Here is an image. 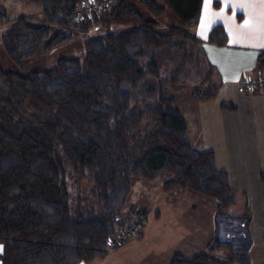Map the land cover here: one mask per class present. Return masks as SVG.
<instances>
[{"label": "trees", "instance_id": "obj_1", "mask_svg": "<svg viewBox=\"0 0 264 264\" xmlns=\"http://www.w3.org/2000/svg\"><path fill=\"white\" fill-rule=\"evenodd\" d=\"M25 1L42 8L44 22L35 26L20 18L2 36L17 64L39 50L49 53L68 44L73 28L87 30L89 19L107 29L84 38L82 60L62 59L50 70L28 75L0 68L1 263L81 264L107 257L119 229L140 220L142 231L145 211L132 207L122 213L132 179L169 174L164 190L182 188L219 201L208 253L191 259L176 254L171 264H250L240 235L251 216L227 211L237 191L227 172L218 169L215 153L192 145L173 92L196 77L200 81L190 87L191 97L201 102L214 98L220 86L191 32L203 0H163L164 6L138 0L141 9L130 0H111L102 13L78 21L77 11L90 0ZM166 10L178 24L162 31L155 18ZM8 21L0 7V24ZM53 25L60 27L54 36ZM112 25L129 28L116 35ZM209 40L224 44L226 29L214 26ZM222 108L235 105L222 103ZM83 181L90 186L87 194H75L73 186ZM222 250L229 253L225 260L215 256Z\"/></svg>", "mask_w": 264, "mask_h": 264}, {"label": "crops", "instance_id": "obj_2", "mask_svg": "<svg viewBox=\"0 0 264 264\" xmlns=\"http://www.w3.org/2000/svg\"><path fill=\"white\" fill-rule=\"evenodd\" d=\"M119 1L121 0H115ZM130 1L139 9L142 8L138 0ZM156 1L160 6H164L163 0ZM155 19L162 31L178 24L177 18L170 10ZM89 20L91 22L88 21V29L81 30L86 32L87 36L95 35L89 34L90 32L97 33V30L107 29L101 21L97 22L94 18ZM245 21L248 23L245 24ZM216 25H222L227 31L228 40L224 44L209 40V33ZM128 28V25L109 27L112 32H124ZM191 32L200 40L208 61L215 67L220 86L214 98L201 102L191 97L190 87L200 81L196 77L195 81L180 82L174 86L173 92L188 121L192 145L201 152L215 153L218 169L227 172L231 188L239 193L238 202L241 203L242 212H233L235 215H242L248 211L251 216L248 230L240 235V239L248 245L250 264H264V94L243 90L240 85L244 76L264 75V0H210L207 4L206 0H203L199 23L191 28ZM222 103H231L235 108L223 109ZM178 190L173 193L174 198L167 199L168 203L173 204L170 211L178 214L176 205L179 200H184L187 202L184 210L195 212L196 197L191 195L190 190ZM146 191L149 193L148 189ZM132 207L146 212L138 208L136 202L130 205L127 211ZM160 213L158 211L157 216H160ZM193 216L196 219L189 217L185 222L186 228L178 229L180 224L162 235L165 247H154L144 252L139 250L136 256L138 261L134 264H171L176 254H182L188 259L202 254V219L200 216ZM176 223L179 224V220ZM207 225L212 228L216 224L208 222ZM175 235L180 236L172 240ZM144 236L143 224L138 238ZM208 244L209 242H206V251ZM139 247L142 246H126L115 253V258L131 257ZM111 251L105 258L81 264H106ZM117 254L124 255L118 257Z\"/></svg>", "mask_w": 264, "mask_h": 264}, {"label": "rangeland", "instance_id": "obj_3", "mask_svg": "<svg viewBox=\"0 0 264 264\" xmlns=\"http://www.w3.org/2000/svg\"><path fill=\"white\" fill-rule=\"evenodd\" d=\"M0 7H3L8 13L9 21L4 24H0V68L9 72H17L22 75H28L34 71L40 70H50L62 59H74V60H82L85 57V43L84 38L88 34L86 32H81L78 28H73V39L66 45L59 46L49 53H44L43 50H39L33 58L25 60L21 64H17L14 62L7 54L3 44H2V36L8 32H10L16 22L20 18H27L29 24L38 26L44 22V14L42 8L39 5L33 4L31 2L25 0H0ZM145 15L146 13L143 12ZM60 27L58 25L52 26V36H54ZM98 34L102 31V29L97 30ZM116 32V31H115ZM120 32V31H117ZM96 32H90L89 34H97ZM124 32L116 33V35H122ZM84 37V38H83ZM170 175H162L155 180H145V179H132V190L125 204V208L123 210V214L127 211L128 207L136 202L138 208H142L146 210V218L144 224V233L145 236L143 238H134L129 240L122 246L111 248V256L106 262V264H134L138 261L137 255L139 254V250L144 252L147 249H152L154 247H165L166 244L162 240V236L164 233L168 232L172 227L179 226L178 229H183L185 227V222L188 221V218L194 219L193 215L196 217L200 216L202 219V252L208 253L205 249L206 242H210L214 239L216 234V209L219 205V201L211 198L209 196L199 194L191 191V195L196 197L195 203L197 209L195 212L192 210L185 211L184 208L187 204L184 200H179L176 207H178L179 213L175 215L174 212L170 211V206L173 204L168 203V197L174 198L173 193L179 191V188H175L174 190L166 191L163 189V182L169 178ZM89 184L87 182L78 183L75 187L73 186L75 194H87L89 190ZM149 190V193L146 191ZM85 194V195H86ZM170 194V196H169ZM239 193L236 194L235 203L227 209L228 212L234 213L235 211L242 212L241 203L238 202ZM175 203V202H172ZM236 209V210H235ZM238 209V210H237ZM234 210V212H233ZM160 211V216H157V212ZM235 214V213H234ZM196 219V218H195ZM179 220V224L176 221ZM185 220V221H184ZM208 222H213L215 226L212 228L208 227ZM224 223V222H223ZM222 223V224H223ZM223 229L225 224L222 225ZM221 226V227H222ZM186 228V227H185ZM163 229V230H162ZM224 231V230H223ZM225 236V233L222 232ZM180 236V235H179ZM178 236V237H179ZM177 237L172 236V240H175ZM177 237V238H178ZM199 238V239H200ZM131 244L141 245L139 249L135 250L131 257L125 258H115V253L123 250L124 247L129 246ZM118 257L123 256L124 254H117ZM217 257L221 260H225L229 257V253L226 250L220 251L217 254ZM101 259V258H96ZM95 259V260H96ZM91 263V262H90Z\"/></svg>", "mask_w": 264, "mask_h": 264}, {"label": "built area", "instance_id": "obj_4", "mask_svg": "<svg viewBox=\"0 0 264 264\" xmlns=\"http://www.w3.org/2000/svg\"><path fill=\"white\" fill-rule=\"evenodd\" d=\"M111 0H90L84 2L75 15V20L83 19L87 16L100 14L104 10L111 7ZM241 88L250 92H257L264 94V75L244 76L240 81ZM142 222L140 220L133 221L126 224L123 228L119 229L110 242L113 248L122 246L129 240L139 237Z\"/></svg>", "mask_w": 264, "mask_h": 264}, {"label": "snow or ice", "instance_id": "obj_5", "mask_svg": "<svg viewBox=\"0 0 264 264\" xmlns=\"http://www.w3.org/2000/svg\"><path fill=\"white\" fill-rule=\"evenodd\" d=\"M207 3H210V0H206V4ZM248 22L247 21H245V24H247Z\"/></svg>", "mask_w": 264, "mask_h": 264}]
</instances>
